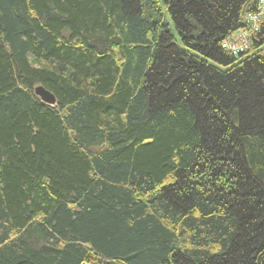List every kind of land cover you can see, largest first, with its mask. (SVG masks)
Listing matches in <instances>:
<instances>
[{
  "label": "trees",
  "instance_id": "obj_1",
  "mask_svg": "<svg viewBox=\"0 0 264 264\" xmlns=\"http://www.w3.org/2000/svg\"><path fill=\"white\" fill-rule=\"evenodd\" d=\"M258 10L0 0V264H264Z\"/></svg>",
  "mask_w": 264,
  "mask_h": 264
},
{
  "label": "built area",
  "instance_id": "obj_2",
  "mask_svg": "<svg viewBox=\"0 0 264 264\" xmlns=\"http://www.w3.org/2000/svg\"><path fill=\"white\" fill-rule=\"evenodd\" d=\"M258 7L257 13L245 17L246 21L251 25L252 32L259 29V23L264 19V0H258ZM251 35L250 31H237L225 39L224 46L228 52L235 55L244 52L251 44Z\"/></svg>",
  "mask_w": 264,
  "mask_h": 264
},
{
  "label": "water",
  "instance_id": "obj_3",
  "mask_svg": "<svg viewBox=\"0 0 264 264\" xmlns=\"http://www.w3.org/2000/svg\"><path fill=\"white\" fill-rule=\"evenodd\" d=\"M35 93L42 99V101L48 104H54L56 101L54 94L42 85L36 86Z\"/></svg>",
  "mask_w": 264,
  "mask_h": 264
},
{
  "label": "bare ground",
  "instance_id": "obj_4",
  "mask_svg": "<svg viewBox=\"0 0 264 264\" xmlns=\"http://www.w3.org/2000/svg\"><path fill=\"white\" fill-rule=\"evenodd\" d=\"M222 47H223V49H225V50H226V47L224 46V42L222 43Z\"/></svg>",
  "mask_w": 264,
  "mask_h": 264
}]
</instances>
